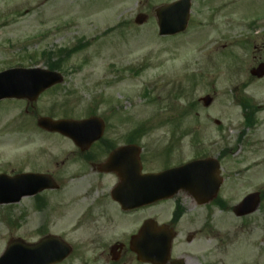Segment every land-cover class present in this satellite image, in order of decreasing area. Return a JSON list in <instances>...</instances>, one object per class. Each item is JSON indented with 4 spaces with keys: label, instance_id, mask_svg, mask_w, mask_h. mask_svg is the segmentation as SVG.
I'll list each match as a JSON object with an SVG mask.
<instances>
[{
    "label": "rangeland",
    "instance_id": "1",
    "mask_svg": "<svg viewBox=\"0 0 264 264\" xmlns=\"http://www.w3.org/2000/svg\"><path fill=\"white\" fill-rule=\"evenodd\" d=\"M172 1L0 0V72L44 68V51L85 42L65 62L62 84L32 104L0 102V173H47L63 187L38 195L42 205L35 197L0 206V255L10 239L32 243L50 234L72 247L61 264H140L127 249L129 237L148 219L170 225L173 200L122 212L110 198L116 178L97 176L70 140L36 125L39 117L95 114L105 123V142L123 145L137 129L133 139L144 172L216 157L222 148L224 178H230L223 187L226 209L211 216L185 210L173 224L171 259L264 264V202L243 221L231 210L248 191L264 186V78L249 74L264 63V0H192L186 32L160 38L154 10ZM140 13L147 21L137 26ZM206 95L213 99L207 108L200 102ZM245 100L259 108L253 132L243 129ZM241 166L250 167L251 183L238 187L233 178ZM248 224L254 228L249 236L238 228ZM219 240L220 255L214 251ZM116 242L126 253L112 262Z\"/></svg>",
    "mask_w": 264,
    "mask_h": 264
},
{
    "label": "water",
    "instance_id": "2",
    "mask_svg": "<svg viewBox=\"0 0 264 264\" xmlns=\"http://www.w3.org/2000/svg\"><path fill=\"white\" fill-rule=\"evenodd\" d=\"M190 0L164 5L156 10L159 35H174L183 31L187 25ZM145 15H138L135 23L141 25L145 22ZM251 75L257 78L264 76V63L260 64ZM62 82V77L55 73L39 68L24 69L15 68L0 73V100L26 99L34 102L40 93ZM204 106H209L211 98L203 99ZM98 119H89L82 122L69 120L53 121L46 117L37 120V126L47 132H57L72 139L82 149L84 144L78 143V138L83 131L94 127ZM98 128L102 129V126ZM100 131V130H99ZM98 134L90 137L89 141L97 139ZM133 147L120 148L115 151L107 162L99 165L103 172H115L119 177V183L112 191V198L120 203L123 210L138 208L159 199L168 198L179 188H185L189 184L199 183L206 186V194L195 195L201 204L211 200L216 189L213 185L216 179L214 166L212 174L207 171L213 160H201L187 164L177 169L167 170L159 174L141 175L140 163L137 152H131ZM219 183V182H218ZM217 183V186H218ZM51 178L45 175L22 174L15 177L0 175V204L17 203L22 197L33 196L44 189L54 188ZM172 190L170 194L164 192L166 188ZM252 197L246 198L237 208L249 207ZM248 204V205H247ZM258 204L254 200L253 207L245 212H237L238 215L251 213ZM173 234L167 226H157L152 220L145 221L138 233L130 238V249L136 253L137 260L142 263L166 264L169 260V252ZM117 247H113L112 251ZM71 248L60 238L46 236L35 244H26L20 239H12L0 257V264H55L64 260L70 254ZM170 264H182L176 261Z\"/></svg>",
    "mask_w": 264,
    "mask_h": 264
},
{
    "label": "flooded vegetation",
    "instance_id": "3",
    "mask_svg": "<svg viewBox=\"0 0 264 264\" xmlns=\"http://www.w3.org/2000/svg\"><path fill=\"white\" fill-rule=\"evenodd\" d=\"M257 127L256 124L253 125V128L255 129ZM123 145H127V141H125V143ZM96 146V149H95ZM103 146V147H102ZM119 145H116L113 142H105L104 140H99L96 143H94L93 145H91L87 151H81L79 148L75 147L78 150V154L77 156H79L81 158L82 161L85 162V164L90 168V170H92L94 173L97 174V176H101V175H105V173L99 172L97 171L96 166L102 162H104L109 155L112 153V151ZM94 150V151H93ZM222 153L218 152L217 153V157L221 156ZM102 157V158H100ZM246 168V167H244ZM251 173V169L250 167L247 168L245 171H238L234 174L235 178L233 181V185L234 186H243L245 183L250 185L251 183V177L249 176V174ZM109 175H113V174H109ZM114 176V175H113ZM115 177V176H114ZM116 178V177H115ZM229 178H226V180H228ZM117 180V179H116ZM223 183L222 185L219 187V194L218 197H216V199L214 200V202H212V204L210 205H204V206H200L199 204H197L193 199L192 196L189 192L187 191H180L178 193V195H181L182 200H184L182 203H180V205L182 207H184L186 209V211H190L192 209H203L205 211V216L207 215H214L215 212H220V214L224 213V190H223ZM111 192V191H110ZM255 192V190H250L248 191L246 194H244L243 198L252 193ZM257 192L259 193V201H260V206L261 204L264 202V187H260ZM176 202L177 199L173 200L174 203V208L176 207ZM233 211V209H232ZM252 217V215L250 216H244V217H240L237 218L239 219V221H243L244 219L250 218ZM222 227V225H221ZM240 232H245L248 234V236L251 234V232L253 231V226L252 224H248L246 226L241 225L238 227ZM193 237V236H191ZM218 237L220 238V236L218 235ZM217 243H219V245L214 247V251L216 254L220 255L222 253V242L219 240L217 241ZM126 249L123 248L121 250L120 253V257L126 253L125 251ZM205 254L207 255V250L205 252Z\"/></svg>",
    "mask_w": 264,
    "mask_h": 264
},
{
    "label": "trees",
    "instance_id": "4",
    "mask_svg": "<svg viewBox=\"0 0 264 264\" xmlns=\"http://www.w3.org/2000/svg\"><path fill=\"white\" fill-rule=\"evenodd\" d=\"M62 52V50H58V53L60 54ZM72 54L71 51H66V56H59L58 59H54L53 58V53H43L42 57H44V64L51 70H58L60 69V60L61 57H67L70 56Z\"/></svg>",
    "mask_w": 264,
    "mask_h": 264
}]
</instances>
